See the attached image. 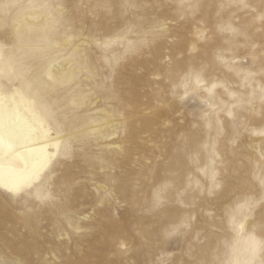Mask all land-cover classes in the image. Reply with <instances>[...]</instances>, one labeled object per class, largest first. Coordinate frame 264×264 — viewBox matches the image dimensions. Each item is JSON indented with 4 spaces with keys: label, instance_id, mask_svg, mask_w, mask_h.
I'll list each match as a JSON object with an SVG mask.
<instances>
[{
    "label": "rangeland",
    "instance_id": "rangeland-1",
    "mask_svg": "<svg viewBox=\"0 0 264 264\" xmlns=\"http://www.w3.org/2000/svg\"><path fill=\"white\" fill-rule=\"evenodd\" d=\"M0 87L58 140L0 264H264V0H0Z\"/></svg>",
    "mask_w": 264,
    "mask_h": 264
},
{
    "label": "bare ground",
    "instance_id": "bare-ground-1",
    "mask_svg": "<svg viewBox=\"0 0 264 264\" xmlns=\"http://www.w3.org/2000/svg\"><path fill=\"white\" fill-rule=\"evenodd\" d=\"M14 93L0 87V186L8 191L38 178L58 145L34 101L20 89Z\"/></svg>",
    "mask_w": 264,
    "mask_h": 264
}]
</instances>
